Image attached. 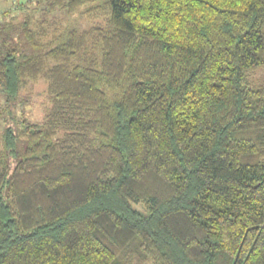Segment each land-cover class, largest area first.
Returning a JSON list of instances; mask_svg holds the SVG:
<instances>
[{
  "label": "trees",
  "instance_id": "1",
  "mask_svg": "<svg viewBox=\"0 0 264 264\" xmlns=\"http://www.w3.org/2000/svg\"><path fill=\"white\" fill-rule=\"evenodd\" d=\"M17 8L33 52L0 50V264H264V0ZM41 79L43 125L19 110Z\"/></svg>",
  "mask_w": 264,
  "mask_h": 264
},
{
  "label": "rangeland",
  "instance_id": "2",
  "mask_svg": "<svg viewBox=\"0 0 264 264\" xmlns=\"http://www.w3.org/2000/svg\"><path fill=\"white\" fill-rule=\"evenodd\" d=\"M17 4L18 0H0V50L6 51L8 49V45L10 43H13L18 46L21 51H24L26 53L33 52L31 45L22 33V20L23 18H25L27 13H23L20 10L18 11ZM5 11L9 13L8 16L4 13ZM11 14H14V16H16L17 18L14 21L9 22V19L12 17ZM63 16L67 25L80 29H87L102 21V19H88L87 17L81 15L80 12ZM7 24L8 27H5L7 26ZM3 48H5L6 50H3ZM252 78L256 82H264V68L258 70ZM45 88L46 81L44 79L39 80L32 86L29 85L26 90L25 97L23 98L22 103L19 107V110H21L22 112L21 118L26 117L29 121L43 125L46 113V109L44 106L46 98ZM0 118V133L2 134L5 127L7 126V122H5L2 117ZM24 144L25 142L22 140L19 143V151L21 155L23 153ZM11 170L12 165L10 167V171ZM138 264H153V262L151 259L145 258L139 261Z\"/></svg>",
  "mask_w": 264,
  "mask_h": 264
},
{
  "label": "crops",
  "instance_id": "3",
  "mask_svg": "<svg viewBox=\"0 0 264 264\" xmlns=\"http://www.w3.org/2000/svg\"><path fill=\"white\" fill-rule=\"evenodd\" d=\"M18 1H22V0H18Z\"/></svg>",
  "mask_w": 264,
  "mask_h": 264
}]
</instances>
